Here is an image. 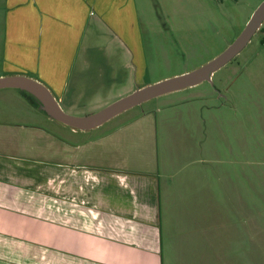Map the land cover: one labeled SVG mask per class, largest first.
Masks as SVG:
<instances>
[{
	"label": "crops",
	"instance_id": "0c3cea01",
	"mask_svg": "<svg viewBox=\"0 0 264 264\" xmlns=\"http://www.w3.org/2000/svg\"><path fill=\"white\" fill-rule=\"evenodd\" d=\"M137 4L0 0V76L36 78L73 108L106 106L146 84ZM173 103L93 134L0 115V264H167L173 203L200 202L211 219L215 202L238 209L242 162L214 160L196 100Z\"/></svg>",
	"mask_w": 264,
	"mask_h": 264
},
{
	"label": "rangeland",
	"instance_id": "374dc122",
	"mask_svg": "<svg viewBox=\"0 0 264 264\" xmlns=\"http://www.w3.org/2000/svg\"><path fill=\"white\" fill-rule=\"evenodd\" d=\"M262 1L137 0L152 60L143 86L194 70L219 55L241 33ZM261 28L237 56L213 74L212 81L153 98L121 113L101 129L89 130L93 134L143 109L165 112L169 103L196 100L204 131L206 119L208 122V133H203L214 160H219L216 154H220L227 163L242 162L244 196L238 209L229 202H215L211 219V211L200 202L172 204V233L164 234L169 248L167 264H264V22ZM20 93L25 94L19 89H0L1 116L46 127L56 135L71 134V126L49 117L39 107L32 109V101ZM61 105L75 115L101 109ZM236 176L232 175L233 179ZM196 213L204 217L193 219ZM195 224L212 227V231L194 234ZM47 253L49 258L56 252L50 249Z\"/></svg>",
	"mask_w": 264,
	"mask_h": 264
},
{
	"label": "water",
	"instance_id": "95a60500",
	"mask_svg": "<svg viewBox=\"0 0 264 264\" xmlns=\"http://www.w3.org/2000/svg\"><path fill=\"white\" fill-rule=\"evenodd\" d=\"M263 22L264 0L256 7L237 38L223 52L204 65L180 75L137 87L132 92L89 114L75 115L67 112L46 84L27 75L8 74L0 76V89L18 88L26 91L38 101V107L45 111L49 117L71 126L74 130L89 131L153 98L195 86L203 81H212L213 74L248 45Z\"/></svg>",
	"mask_w": 264,
	"mask_h": 264
},
{
	"label": "trees",
	"instance_id": "16d2710c",
	"mask_svg": "<svg viewBox=\"0 0 264 264\" xmlns=\"http://www.w3.org/2000/svg\"><path fill=\"white\" fill-rule=\"evenodd\" d=\"M24 93H25V95H27V97L32 101V103L34 104V105H36V106H38L39 104H38V101L31 95V94H29L28 92H26V91H23Z\"/></svg>",
	"mask_w": 264,
	"mask_h": 264
},
{
	"label": "flooded vegetation",
	"instance_id": "af4514ba",
	"mask_svg": "<svg viewBox=\"0 0 264 264\" xmlns=\"http://www.w3.org/2000/svg\"><path fill=\"white\" fill-rule=\"evenodd\" d=\"M261 29H262V28H261ZM259 30H260V29H259ZM259 30H258V31H259Z\"/></svg>",
	"mask_w": 264,
	"mask_h": 264
}]
</instances>
